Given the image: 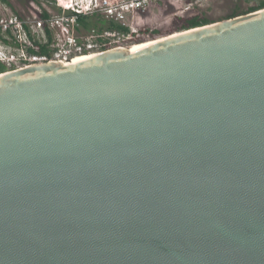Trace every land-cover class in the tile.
<instances>
[{
  "label": "water",
  "instance_id": "95a60500",
  "mask_svg": "<svg viewBox=\"0 0 264 264\" xmlns=\"http://www.w3.org/2000/svg\"><path fill=\"white\" fill-rule=\"evenodd\" d=\"M0 264H264V9L0 74Z\"/></svg>",
  "mask_w": 264,
  "mask_h": 264
},
{
  "label": "built area",
  "instance_id": "2783aa9c",
  "mask_svg": "<svg viewBox=\"0 0 264 264\" xmlns=\"http://www.w3.org/2000/svg\"><path fill=\"white\" fill-rule=\"evenodd\" d=\"M144 3V0L121 4H112L108 0H94L90 8L80 5L77 7L60 6L64 11L73 14L71 18L54 17L49 13L50 17L46 20L42 18L25 20L17 13L5 14L0 8V63L8 68L7 72H12L33 64L61 63L114 50L118 46H110L126 40L129 33L119 30L92 29L87 36H80L77 34L79 24L76 14L87 15L90 12L95 14L103 12L110 21L126 27L125 12L141 8ZM1 5H6V3L0 0ZM46 25L52 33L51 56L31 54L29 50H36L37 42L41 44L49 42Z\"/></svg>",
  "mask_w": 264,
  "mask_h": 264
},
{
  "label": "rangeland",
  "instance_id": "374dc122",
  "mask_svg": "<svg viewBox=\"0 0 264 264\" xmlns=\"http://www.w3.org/2000/svg\"><path fill=\"white\" fill-rule=\"evenodd\" d=\"M6 5H1V11L5 14L17 13L25 20L41 18L44 11L54 17L71 18V12L64 11L60 6L77 7L82 4L89 8L93 0H7ZM102 1V0H101ZM112 4L131 3L134 0H108ZM143 7L130 9L125 12L124 24L129 28V36L119 44L110 47L130 48L136 42H149L167 37L182 26L186 20L199 17L209 22H220L227 20L232 15H241L252 7H256L263 0H144ZM87 2H90L86 4ZM60 4V5H59ZM59 5V6H58ZM90 21L96 22L99 18L105 23L97 21L95 30H108L107 27L113 21L104 16L103 12L98 14L88 13ZM117 25L119 23L113 22ZM80 28L77 32L80 36H87L91 31ZM110 30V29H109ZM158 32L154 37L152 34ZM120 46V47H119ZM2 70L6 68L0 65ZM7 71L8 68H7Z\"/></svg>",
  "mask_w": 264,
  "mask_h": 264
},
{
  "label": "trees",
  "instance_id": "16d2710c",
  "mask_svg": "<svg viewBox=\"0 0 264 264\" xmlns=\"http://www.w3.org/2000/svg\"><path fill=\"white\" fill-rule=\"evenodd\" d=\"M2 1L5 3H8L7 0H2ZM261 9H264V0L261 1L258 6L250 8L248 10V12L241 14V15L249 14V13L261 10ZM241 15H232L228 19L235 18V17L241 16ZM49 17H50L49 13L47 11H44L41 15V18L44 20L48 19ZM76 17H77V21L79 24V30H80V28H84L85 30L89 31V30H91V28L93 26H96L97 21L99 23H103V24L105 23V21L100 19V18L96 22H92V21H90V16H88V15L76 14ZM213 23L214 22H209L206 19L194 17V18L186 20V22L182 26H180L176 32H181V31H185V30H189V29H193V28H197V27H202L205 25L213 24ZM46 29H47V33L49 35V42L47 44H41V43L37 42L36 43L37 49L36 50H29L31 54H35V55H39V56H51L52 50H51L50 45H51V41H52V37H51L52 33L49 30L48 25H46ZM107 29L119 30V31H122L124 33H129V31H130L129 28L123 27L121 25H117L113 22L109 24ZM156 34H158V32H154V34H152V37H154ZM139 43L140 42H136V44H139ZM0 65L2 67L6 68V66H4L2 63H0ZM5 72H7V68H6V70H2V68H0V74L5 73Z\"/></svg>",
  "mask_w": 264,
  "mask_h": 264
},
{
  "label": "bare ground",
  "instance_id": "6f19581e",
  "mask_svg": "<svg viewBox=\"0 0 264 264\" xmlns=\"http://www.w3.org/2000/svg\"><path fill=\"white\" fill-rule=\"evenodd\" d=\"M88 3H90V2H87L86 4H88ZM94 3V0L92 1V3H91V5H90V7L92 6V4ZM64 5V7H67V6H65V4H63ZM87 6V5H86ZM86 6H85V8H86ZM70 7V6H69ZM89 7V8H90ZM176 36V35H175ZM163 38H165V37H163ZM163 38H160V39H163ZM159 39V40H160ZM157 40V39H156ZM152 42H154V40L153 41H149V42H143V43H139V44H136V45H134V46H139V45H143V44H148V43H152ZM134 46H132V47H134ZM120 49H125V48H116V49H114V50H120ZM82 58H84V57H82ZM79 59V58H78Z\"/></svg>",
  "mask_w": 264,
  "mask_h": 264
},
{
  "label": "clouds",
  "instance_id": "9594fccd",
  "mask_svg": "<svg viewBox=\"0 0 264 264\" xmlns=\"http://www.w3.org/2000/svg\"><path fill=\"white\" fill-rule=\"evenodd\" d=\"M84 5L82 4V7H83ZM7 51V50H6Z\"/></svg>",
  "mask_w": 264,
  "mask_h": 264
}]
</instances>
